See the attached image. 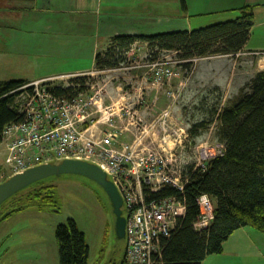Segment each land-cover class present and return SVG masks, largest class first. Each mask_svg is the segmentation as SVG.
Wrapping results in <instances>:
<instances>
[{
	"label": "rangeland",
	"instance_id": "obj_1",
	"mask_svg": "<svg viewBox=\"0 0 264 264\" xmlns=\"http://www.w3.org/2000/svg\"><path fill=\"white\" fill-rule=\"evenodd\" d=\"M124 1L130 0H102L100 10H97L100 19L120 15L123 9L140 11L143 14L139 16L147 19L133 20L146 27L142 31L147 34L160 33L156 31L158 27L165 29L169 25L173 27L172 30L194 29L202 23L207 25L213 23L214 19H228L238 14L237 10L213 13L210 5L214 0H184L186 8L181 0H133L130 7ZM67 2L77 5L78 11L66 6ZM137 2H141V5L136 6ZM215 2L228 6L226 0ZM238 2L233 0L231 5H238ZM35 4L36 0H0V80H31L44 75H61L59 73L79 67L92 68L93 45H98L94 52L96 54L102 52L107 44L101 32L99 36L93 33L89 20L91 10L79 11L85 9L90 1L50 0L51 10L40 9ZM255 10L246 48L260 51L264 50V5L256 6ZM199 11L204 14H199ZM61 16H65L66 22L71 20L68 27L60 23ZM127 20L132 22L130 17ZM81 23V32L85 34L83 39H89L82 45L80 42L83 39L79 34ZM135 45V51L129 53L128 62L122 66L76 72L70 77L86 78L82 84V96L84 100H90L88 120L92 118L93 123L99 120L96 124L117 131L119 139L126 138L122 134L134 127L135 134L125 139L128 141L138 134L134 125L138 117L149 127L148 135L141 136L147 144L157 145L164 129L172 131L183 127L189 134L192 123L209 116V108L218 93L221 94L219 106L230 103L247 80L256 71L264 69L258 62L259 55L246 50L233 56L213 54L194 57L188 66H181L173 62L177 59L174 52H162L156 61H149L146 44L139 42ZM72 46L75 50L71 49ZM70 78H57L48 83L67 86ZM166 106H169L170 116L162 120L161 126L155 119ZM215 127L214 121L199 135L189 134L184 141L183 168L187 163L201 166L196 159L197 150L201 148L199 146L215 147L219 143L214 136ZM3 158L0 151V182L9 177L8 168L2 164ZM43 185H50L45 190L50 191V201L46 203L44 200L39 206L37 202L24 198L26 193ZM11 203L14 204L9 207ZM19 206L23 207L11 211L0 220V264H59L54 229L57 224L66 223L68 218H73L85 234L89 246L88 264H108L110 260L117 262L124 258L126 238L118 237L115 233V215L110 200L103 188L88 177L78 173H60L34 181L6 200L0 206V214L3 210L7 212ZM122 214L125 215V210ZM107 225L108 241L100 253ZM244 227L247 237L240 234V229L239 233L231 235L234 230L230 234L239 250L237 263L264 264V233L254 227ZM244 238L245 247L239 248L238 242ZM247 249L250 253L244 252ZM205 260L202 264H206Z\"/></svg>",
	"mask_w": 264,
	"mask_h": 264
},
{
	"label": "trees",
	"instance_id": "obj_2",
	"mask_svg": "<svg viewBox=\"0 0 264 264\" xmlns=\"http://www.w3.org/2000/svg\"><path fill=\"white\" fill-rule=\"evenodd\" d=\"M235 9L239 14L232 19L194 29L114 34L109 38L108 46L95 54L94 68L103 70L127 63V53L137 41L146 43L147 60H157L162 52H174L176 58L184 59L179 63L181 66H188L194 57L233 56L243 50L255 51L246 49L254 18L252 6L242 4ZM85 79L70 78L67 86L55 85L52 90L72 97L83 91ZM24 83L27 81L0 80V139L3 126L21 118L12 102L18 93L15 89ZM220 101L221 94L218 93L209 108V116L192 123L188 131L191 136H197L215 121L214 136L224 145L222 154L212 157L204 169L194 163L185 164L183 173L189 174L190 178L182 193L164 185L149 195L155 198L175 195L185 205L177 228L162 239V258L156 264H202L208 255L221 253L223 242L240 226L254 227L264 233V69L256 71L230 103L219 106ZM49 187L39 186L26 193L24 198L41 206L44 200L46 203L51 200L50 191L45 192ZM201 193L211 197L214 207L209 225L198 230L194 227L199 216L196 198ZM108 231L107 225L100 253L107 244ZM54 236L59 264H88L89 246L73 218L57 224ZM108 264L128 263L123 258L117 262L110 260Z\"/></svg>",
	"mask_w": 264,
	"mask_h": 264
},
{
	"label": "built area",
	"instance_id": "obj_3",
	"mask_svg": "<svg viewBox=\"0 0 264 264\" xmlns=\"http://www.w3.org/2000/svg\"><path fill=\"white\" fill-rule=\"evenodd\" d=\"M252 53L259 55L258 62L264 67V51ZM183 61L177 58L173 62ZM72 75L75 74L34 80L15 89L18 93L12 105L21 118L2 128V164L8 168V175L64 158L85 159L97 164L113 181L123 199L126 216L124 259L128 264H156L162 258V239L177 228L185 205L175 195L158 198L149 195L164 185L183 192L190 178L189 174L183 173L184 141L189 134L183 127L172 131L164 129L157 145H150L141 139L148 135V124L138 117L134 125L139 136L137 134L129 141L120 140L117 131L96 124L99 120L94 123L92 118L88 120L90 100H84L82 92L66 97L54 92L48 83ZM171 96L174 97L172 92ZM168 107L156 115L155 120L161 126L162 120L170 116ZM199 147L196 159L204 169L212 157L222 154L224 145L219 142L215 147ZM196 202L199 216L194 227L199 230L207 227L213 218L214 203L206 193L199 194Z\"/></svg>",
	"mask_w": 264,
	"mask_h": 264
},
{
	"label": "crops",
	"instance_id": "obj_4",
	"mask_svg": "<svg viewBox=\"0 0 264 264\" xmlns=\"http://www.w3.org/2000/svg\"><path fill=\"white\" fill-rule=\"evenodd\" d=\"M49 1L50 0H36L35 6H38L40 9L51 10L52 5L49 4ZM86 1H90V4L88 6H85V9H79V11L82 10L80 12H86V11L89 12V10H91V12H89V13H91V17L89 18V20H90L91 25L93 26V33L96 34L97 36H99L100 32L103 34V37L106 38V40H107V41L105 40V44H107L106 47L108 46L109 38L114 34H119V33H123V34H147V33H145V31H142V30H145L146 27H142V25L138 24V21L136 19L133 20V18L147 19L143 16L142 17L139 16V15L143 14L140 11L130 12V11H125L126 9H123L120 11V13H121L120 15H115V16L111 15V17H109L108 19L101 20L98 13H97V10H100L99 4L102 2V0H86ZM226 1H228V6L223 5V2L220 3V5H218V3H216L217 1L215 2V0H214L213 4L210 5L213 7V10H211V11L213 13L214 12L219 13V12H223V11H227V10H237V9H235V8H237V6H240L242 4H247V5L252 6L253 12H256V10L254 11V8L256 6L264 5V0H238L239 1L238 5H234V6H236V7H234L233 5H231V4H233V0H226ZM181 2H182V0H181ZM123 3L125 5L129 4V7H130L133 5L132 3H134V2H133V0H130L128 2L124 1ZM182 4L184 5V8H186L184 0H183ZM205 4H208V3H204V5ZM135 5L136 6L141 5V2H137V3H135ZM202 5H203L202 2H200V6H202ZM66 6L74 7L78 11L77 5H71L70 3L67 2ZM62 9L65 10V7H62ZM93 13L95 15H92ZM148 13H151V12H148ZM198 13L204 14L203 11H199ZM237 13L239 14L238 10H237ZM237 13H235L233 15H236ZM132 15H134V16H132ZM61 17H62V19H61L60 23L68 27L71 20L69 19L66 22V20L64 19L65 16H61ZM129 17L132 18V22L127 20V18H129ZM254 17H255V14H254ZM231 18H234V17H230L228 19H231ZM221 20H226V19H223V18H219V20L214 19V21H212V22L221 21ZM205 24L206 23H202L200 26H203ZM81 25H82V23L80 24V27H79V34L81 36V39H83L85 37V34H83V32H81L82 31ZM100 25H102V28H100ZM172 28L173 27L171 25H169V27H166L165 29L160 26V27H158V29L156 31L165 32L168 30H172ZM152 32H154V31H152ZM87 40H89V39L86 38V39L81 40L80 45H82ZM139 42L140 41H137L136 43H134V45L139 43ZM143 43L146 44L145 42H143ZM134 45H132V48L128 51L127 57H129L128 55H131L135 51L137 46L135 45L136 46L135 47ZM97 47H98V45L97 46L93 45V47H92V49H94V51L92 53L94 56H95L94 52H95ZM146 47H147V45H146ZM71 49L75 50L73 48V46L71 47ZM249 50H256V49H249ZM260 51H264V50H260ZM129 53H131V54H129ZM94 56H93V64H94ZM92 70L100 71L98 69H95L94 65H93L92 68H89V69H81L79 67L78 69H75L73 71H69V72H65V73H59V74H72V73L83 72V71L90 72ZM56 75H58V74L44 75V76H40V77L31 79V80H25V81L31 82L34 80L49 78V77H53ZM142 114L145 115L144 113H141V115ZM130 128H131L130 132H126V133L122 134V135L127 136V137L124 139L120 138L121 140L129 139L128 136L135 134V128L134 127H130ZM239 229L241 230L240 234H243L247 237L246 230H245L246 228L244 226H240L231 235H235L234 233H239ZM231 235L223 242V248H222L221 253H218L216 255L211 254V256H209L207 260L204 259L206 264H238L237 263L238 261L236 258H237L239 250H238L237 246H235L233 244L234 238H231L232 237ZM244 240H245V238L243 239L242 242H238V244L240 245L239 248L245 247L244 245L246 242ZM235 241H238V239ZM244 252L250 253V251L248 249ZM240 259L241 258L239 257L238 260H240Z\"/></svg>",
	"mask_w": 264,
	"mask_h": 264
},
{
	"label": "water",
	"instance_id": "obj_5",
	"mask_svg": "<svg viewBox=\"0 0 264 264\" xmlns=\"http://www.w3.org/2000/svg\"><path fill=\"white\" fill-rule=\"evenodd\" d=\"M60 173H78L98 183L107 194L112 205L115 215L113 226L116 235L126 238V216L122 214L124 210L123 199L117 187L103 169L85 159L64 158L43 162L9 175L7 179L0 182V206L28 184ZM9 212L10 210L7 212L3 210L0 214V220L8 215Z\"/></svg>",
	"mask_w": 264,
	"mask_h": 264
}]
</instances>
